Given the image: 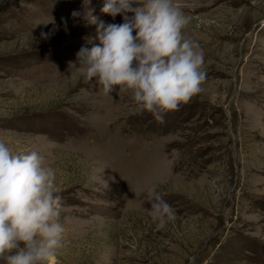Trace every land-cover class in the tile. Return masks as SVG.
Returning a JSON list of instances; mask_svg holds the SVG:
<instances>
[{
    "label": "rangeland",
    "instance_id": "rangeland-1",
    "mask_svg": "<svg viewBox=\"0 0 264 264\" xmlns=\"http://www.w3.org/2000/svg\"><path fill=\"white\" fill-rule=\"evenodd\" d=\"M175 2L206 80L160 123L77 70L85 7L124 22L104 0H0V140L55 171L56 264H264V0ZM149 189L176 215L160 230Z\"/></svg>",
    "mask_w": 264,
    "mask_h": 264
},
{
    "label": "clouds",
    "instance_id": "clouds-1",
    "mask_svg": "<svg viewBox=\"0 0 264 264\" xmlns=\"http://www.w3.org/2000/svg\"><path fill=\"white\" fill-rule=\"evenodd\" d=\"M101 11L113 19L123 16L124 22L105 24L85 7L83 18L97 25L99 41L77 53V70L86 83L104 96L131 93V111L150 113L160 123L201 92L206 80L204 54L184 35L190 17L180 4L104 0ZM147 199V213L158 230L176 219L161 195L149 189ZM61 208L55 171L43 165L40 154H13L0 140V259L6 264H56L65 232Z\"/></svg>",
    "mask_w": 264,
    "mask_h": 264
}]
</instances>
